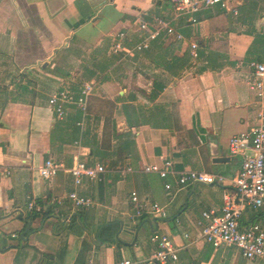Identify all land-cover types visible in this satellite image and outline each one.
I'll use <instances>...</instances> for the list:
<instances>
[{"label": "crops", "instance_id": "crops-1", "mask_svg": "<svg viewBox=\"0 0 264 264\" xmlns=\"http://www.w3.org/2000/svg\"><path fill=\"white\" fill-rule=\"evenodd\" d=\"M193 16L177 17L171 0H0V264H148L155 235L177 251L166 264H264L205 243L196 225L235 195L241 160L228 142L264 106V82L259 97L247 78L264 62V0ZM154 18L182 39L139 29ZM86 83V109L69 104L56 118L49 97H76ZM47 159L64 168L50 180L38 172ZM165 160L174 175L143 169ZM77 162L105 171L75 185ZM187 171L223 181L165 189ZM71 192L92 206L75 208ZM133 192L167 217L135 215ZM241 223L264 227V209H246Z\"/></svg>", "mask_w": 264, "mask_h": 264}, {"label": "built area", "instance_id": "built-area-1", "mask_svg": "<svg viewBox=\"0 0 264 264\" xmlns=\"http://www.w3.org/2000/svg\"><path fill=\"white\" fill-rule=\"evenodd\" d=\"M172 10L177 17L190 16L191 22L196 19L193 15L214 6L228 10L229 0H171ZM146 22H139L141 31H148L150 38L156 37L160 32L182 39L176 30L164 19L154 18L150 27ZM122 39L124 33H119ZM146 44H139L136 50L146 48ZM119 48V45L116 46ZM191 56L197 57L196 45H191ZM251 72L248 75V82L252 90L257 91L259 97L263 96L264 82V62L251 63ZM93 90L92 84H83L78 96H73L69 91L61 90L48 99V105L53 110L56 118L62 119L65 115V107L74 104L86 109L87 99ZM228 151L231 156H239L240 170L233 180L235 195L225 193L223 195V205L220 213L214 210L204 211L201 220L197 221L199 227V237L214 248L227 246L240 252L243 258L248 261H261L264 263V227L259 223H250L242 226L241 220L246 209H264V106L258 114L256 124L248 131H243L233 135L228 142ZM144 171L157 173L161 178L174 175L171 161H163L162 166H145ZM64 170L60 163H55L51 159L44 161L38 169L39 175L46 180L52 179L57 172ZM102 166L90 167L83 162L75 163L68 172L72 175L75 185H80L84 178L95 180L104 173ZM129 171V169L127 170ZM223 178L218 175H211L203 172L187 171L177 173L173 184L167 183L165 189L170 191L172 187L181 188L192 184L212 185L222 183ZM75 208H85L92 206V201L79 196L75 192L68 195ZM130 203L133 206L135 215L150 213L156 218L165 219L167 212L164 207L157 203H148L140 200L136 193H131ZM152 241L157 242V249L146 258L148 264H166L177 259V251L171 245L166 236L155 235ZM87 264H97L88 261ZM114 264H139L129 259L116 261Z\"/></svg>", "mask_w": 264, "mask_h": 264}, {"label": "water", "instance_id": "water-1", "mask_svg": "<svg viewBox=\"0 0 264 264\" xmlns=\"http://www.w3.org/2000/svg\"><path fill=\"white\" fill-rule=\"evenodd\" d=\"M217 162H221V161H223V160H226V159H222V158H217V159H215Z\"/></svg>", "mask_w": 264, "mask_h": 264}]
</instances>
